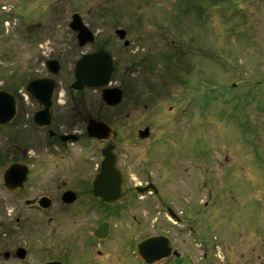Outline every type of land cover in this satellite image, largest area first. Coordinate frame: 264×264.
<instances>
[{"label":"flooded vegetation","instance_id":"af4514ba","mask_svg":"<svg viewBox=\"0 0 264 264\" xmlns=\"http://www.w3.org/2000/svg\"><path fill=\"white\" fill-rule=\"evenodd\" d=\"M60 1L0 0V9L27 18V35L35 41L29 47L36 51L31 65H37L20 88L13 87L14 77L0 81V90L12 95L4 111H13L12 121L0 123V133L11 129L10 144L4 147L10 160L0 174V264H147L151 253L154 264H205L212 253L204 207L209 175L206 95H192L198 83L190 81L187 65L180 63L175 71L168 65L167 59L176 57L170 55L171 41L160 39L165 60L155 62L151 45L145 39L135 44L127 29L124 40L93 31L91 21L102 26L112 21L107 16L93 18V13L102 14L104 4L82 14L77 0H63L60 14ZM65 5L70 8L64 10ZM50 6L52 21L65 32L57 35L58 43L44 34ZM74 13L93 31L84 45L69 27ZM102 51L112 57L108 84L97 91L76 88V61ZM148 58L173 68L163 66V84L146 74L151 68ZM114 88L119 101L109 104L102 90ZM130 89H136L138 98H128ZM150 96L154 104L148 107ZM184 115L189 124L182 121ZM90 123L99 124L93 135L87 130ZM199 140L204 142L201 146ZM238 152L233 157L219 152V177L232 186L238 208L260 205L264 166L259 170L253 164L249 150L251 163H242ZM14 166L5 179V171ZM252 218L247 231L254 227ZM238 219H233L236 231ZM250 231L249 235L256 233ZM153 236L168 239H160L152 251L142 250L138 257V243Z\"/></svg>","mask_w":264,"mask_h":264},{"label":"rangeland","instance_id":"374dc122","mask_svg":"<svg viewBox=\"0 0 264 264\" xmlns=\"http://www.w3.org/2000/svg\"><path fill=\"white\" fill-rule=\"evenodd\" d=\"M64 2L61 0L58 3L60 14ZM77 2V10L82 14L90 7L99 9L104 4V13H93V18L107 16L112 21L110 19L111 22L107 26H102L98 20L91 21L90 27L93 31L99 34H114L116 27L127 28L135 44L145 39L143 42L151 45V50L157 55L154 57L155 62L157 59L165 60V56L159 52L165 51L164 43L160 42V39L172 42L170 45L173 51L170 55L176 57L168 58L167 61L174 69L163 62L151 63L148 58L149 62L146 64L151 68L147 69L146 74L152 77L155 83L163 84V66L167 65L165 68L175 71V67L182 63V66L187 65L189 68L187 70L191 73L190 81L193 84L198 83V86L193 87L192 95L203 91L207 98L205 106L208 122L204 130L209 156V175L208 196L204 199V207L209 215L208 246L212 253L205 264H264V201L260 205L238 208L232 186L224 185L217 172V166L223 157L219 152L233 157L237 149L240 150L238 155L242 163H251V153L253 164L257 165V168L264 166V0ZM69 8L70 6H64V10ZM48 10V23L45 22L47 26L44 34L48 35L49 41L57 42V35L65 32L52 21L54 10H51V6ZM9 12L8 9H0V67L7 66L0 69V81L4 80L6 83L9 81L5 80L7 76L14 77L13 87L20 88L29 77L31 67L35 69L37 66L31 65V54L33 53L32 58L35 59L36 51L29 47L30 44L34 45L35 41L32 34L27 35L30 31L27 18L20 16L15 18V22H3L11 14ZM63 16L66 17V14ZM51 47L52 45L48 44V48ZM121 56L123 57L122 53L118 57ZM133 74V81L136 82L137 74ZM135 94L136 89H130L128 98H138ZM153 102L150 96L148 107H151ZM194 107L192 114L196 113ZM155 110L153 108V111ZM185 117L186 115L182 121L189 124L190 118ZM10 130L6 127L1 129L0 133V155L4 159L0 174L10 160L9 154L4 153V147L10 144ZM203 143L199 140L198 146ZM186 144L191 148L190 139ZM227 182L228 180L225 181ZM257 198L262 200L259 192ZM236 216L241 217L240 221L238 219L239 231H236L233 224ZM250 218L253 219L254 225L251 226V231L256 229V233L252 235H249L250 230L247 231ZM186 241H189L188 237Z\"/></svg>","mask_w":264,"mask_h":264},{"label":"water","instance_id":"95a60500","mask_svg":"<svg viewBox=\"0 0 264 264\" xmlns=\"http://www.w3.org/2000/svg\"><path fill=\"white\" fill-rule=\"evenodd\" d=\"M70 27L77 33V37H78L80 44H84L86 41L91 40V33L82 24L80 17L77 14L73 15V19H72V22L70 23ZM115 33L120 38H122L125 34V31L120 29V30H116ZM111 72H112V61L108 53L97 52V53L83 56L76 63V68H75L76 81L74 83V86L76 88H81L82 86H88L92 89H101L103 86L107 84L110 78ZM115 91L117 90L116 89H111V90L103 89L102 90L103 99L109 104H115L116 102L119 101V96L115 95ZM8 97H12V95H10L6 91H0V110H2L0 111V122L1 123L9 122L13 116L12 110L4 111V108H6L5 100ZM34 120L37 122L36 117L34 118ZM98 125L95 126L91 123L88 125L87 130L90 135H93L94 131L100 129ZM14 170H15V166L10 167L5 172L4 178L5 179L9 178L10 172L12 171L14 172ZM160 239H162V236L161 237L153 236V237L147 238L146 240L138 244L137 246L138 251L140 253L142 250L152 251L156 247V243H158ZM151 255L152 253L149 256H147L148 260H150L149 262H152Z\"/></svg>","mask_w":264,"mask_h":264}]
</instances>
